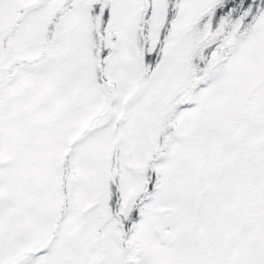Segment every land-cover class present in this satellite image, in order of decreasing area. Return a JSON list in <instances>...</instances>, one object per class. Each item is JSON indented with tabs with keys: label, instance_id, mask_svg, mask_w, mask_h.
<instances>
[{
	"label": "snow or ice",
	"instance_id": "obj_1",
	"mask_svg": "<svg viewBox=\"0 0 264 264\" xmlns=\"http://www.w3.org/2000/svg\"><path fill=\"white\" fill-rule=\"evenodd\" d=\"M0 264H264V0H0Z\"/></svg>",
	"mask_w": 264,
	"mask_h": 264
}]
</instances>
